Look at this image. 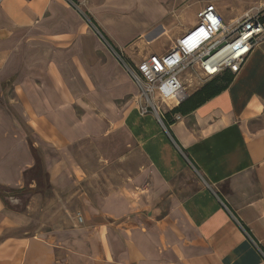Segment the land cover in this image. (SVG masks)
Here are the masks:
<instances>
[{
    "label": "crops",
    "instance_id": "0c3cea01",
    "mask_svg": "<svg viewBox=\"0 0 264 264\" xmlns=\"http://www.w3.org/2000/svg\"><path fill=\"white\" fill-rule=\"evenodd\" d=\"M74 1L134 65L167 53L196 23L179 22L181 13L196 15L205 7V0ZM208 1L227 23L246 12L264 13V0ZM228 5L236 8L233 16ZM86 30L63 0H0V186H25L24 173L36 162L32 147L60 151L75 139H104L111 130H123L129 139L131 175L83 173L65 153L45 160L53 195L76 189L83 225L30 233L33 215L45 212L48 197L33 194L23 211L18 198H10L12 209L0 200V264H264V40L225 90L191 110L186 101L181 120L165 132L151 116L140 117L132 102L110 127L65 120L50 102L67 84L52 71L48 93L43 81L39 88L24 78L27 39L88 40ZM157 42L160 47L151 50ZM127 90L135 93L136 87ZM22 125L37 141L28 140ZM80 184L89 187L81 190Z\"/></svg>",
    "mask_w": 264,
    "mask_h": 264
},
{
    "label": "rangeland",
    "instance_id": "374dc122",
    "mask_svg": "<svg viewBox=\"0 0 264 264\" xmlns=\"http://www.w3.org/2000/svg\"><path fill=\"white\" fill-rule=\"evenodd\" d=\"M201 4L203 6L212 5L211 1L208 0ZM67 5L71 8L73 7L69 3ZM76 5L77 7H73V9H75L84 26H86L89 39H27L26 52L22 54V61L26 58L27 64V69L25 73L23 72L25 74L24 78L31 81V83L37 84L39 88H41L40 83L43 81L44 89L46 92L51 93L53 88L51 85H46V83L51 78L53 71L54 75H57L60 79V82L67 84V86H61L62 95L58 97V101L53 100V102H50L54 104L56 111H60L61 117L66 120L68 116H71V119L76 122L78 120L91 119L94 122L102 123L103 127H110L113 118L120 117L127 106L130 107V102L136 108L134 101L136 92L130 93L127 90V87L134 85V83L124 67L117 62L108 45L119 52L130 68H134L137 65L132 64L123 54V50L113 42L109 35L95 24L87 13L80 10L79 4ZM235 9L234 6L228 5L226 7L229 16H233ZM85 19L94 22V28L102 34L108 45L99 39L95 30ZM195 19V12L191 9H186V11L181 13L178 21L189 24ZM159 47L160 43L157 42V44L151 45L150 49L155 50ZM22 48L25 49V46L23 45ZM137 54L138 51L135 48L133 55L137 56ZM138 57L141 56L138 55ZM31 87L36 88L34 85ZM197 89L199 87H191L189 93H195ZM18 93L21 94L22 92L18 91ZM46 95L51 98V95L47 93ZM51 109L49 108L48 111H52ZM22 127L29 141H37L29 129H26L23 125ZM43 137L45 138V135ZM49 139L47 138L48 141H50ZM51 141L56 142L54 138ZM129 144V139L123 130H111L107 132L104 139H101L100 134L91 137V139H75L67 144V148L60 151L52 150L43 144H39L36 149L32 147L31 155L36 162H40L41 171L28 173L25 178V186L32 181L35 184L37 193L47 196L49 203L43 214L33 215L34 220L37 218V221L31 225L29 232L33 233L41 229L42 231L64 233L71 225L73 228L83 225L82 221L80 223L77 222V218L80 215L76 214L78 205L73 196L76 189L71 188L65 193L53 195L44 165L45 160L55 161L65 153L79 164L83 173L98 172L107 174L111 172L113 174L122 170L125 175L130 176L133 158L132 155H128V151H125ZM136 157L141 162V157L138 155ZM79 187L83 190L89 186L84 187V184H80ZM10 198L19 199V206H17L19 211L24 198L18 196L7 197L6 207L10 209H12L9 202Z\"/></svg>",
    "mask_w": 264,
    "mask_h": 264
},
{
    "label": "built area",
    "instance_id": "2783aa9c",
    "mask_svg": "<svg viewBox=\"0 0 264 264\" xmlns=\"http://www.w3.org/2000/svg\"><path fill=\"white\" fill-rule=\"evenodd\" d=\"M65 1L77 7L71 0ZM85 20L107 44L91 20ZM263 40L262 10L246 12L234 22L227 23L214 5H207L196 14L195 25L176 39L167 53L150 55L134 68L124 62L116 49L107 45L136 86L134 101L139 116L153 117L156 124L167 132L173 123L181 120L173 110L189 98L191 87H200L226 71L235 75L252 49ZM77 220L82 221L80 216ZM261 255L264 260L262 252Z\"/></svg>",
    "mask_w": 264,
    "mask_h": 264
},
{
    "label": "trees",
    "instance_id": "16d2710c",
    "mask_svg": "<svg viewBox=\"0 0 264 264\" xmlns=\"http://www.w3.org/2000/svg\"><path fill=\"white\" fill-rule=\"evenodd\" d=\"M72 2L75 3L74 0H71ZM91 23H93L91 21ZM94 24V23H93ZM234 75L229 73V72H224L222 75L218 76L217 78L213 79L212 81H209L208 83L204 84L200 89H198L191 97H189L186 101L190 103V110L195 108L196 106L203 104L210 98H213L214 96L218 95L221 93L223 90L226 89L228 84L232 81ZM185 101V102H186ZM184 102V103H185ZM182 103V104H184ZM180 104L177 106L173 112L174 113H180ZM39 172L41 171V164L40 162H35V165L33 166L32 169L26 171L24 173V179L26 178V175L28 173L32 172ZM37 193V189H31L28 187V184L23 187L22 189H9L3 186H0V200L2 203L6 206L7 205V197H23V202H22V207L19 209V211H23L24 207L26 206L28 199L30 196L33 194ZM7 195V197H6Z\"/></svg>",
    "mask_w": 264,
    "mask_h": 264
}]
</instances>
